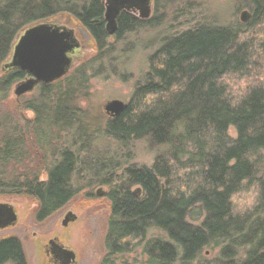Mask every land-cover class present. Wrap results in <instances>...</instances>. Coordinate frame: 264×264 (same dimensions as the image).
I'll return each instance as SVG.
<instances>
[{"label":"trees","instance_id":"trees-1","mask_svg":"<svg viewBox=\"0 0 264 264\" xmlns=\"http://www.w3.org/2000/svg\"><path fill=\"white\" fill-rule=\"evenodd\" d=\"M242 2L247 24L200 21L165 33L127 109L106 118L80 106L92 70L115 50L103 0H0V197H29L42 223L85 189L108 186L100 264H135L120 258L139 249L148 264H209L200 262L207 248L220 249L218 264H264V0ZM59 14L90 33L97 54L22 98L33 119L19 127L9 96L29 76L4 64L28 28ZM155 20L123 13L115 40L159 27ZM103 139L115 149L100 147ZM135 141L154 150L152 166L127 163ZM250 192L255 203L235 212V198ZM0 264H29L18 237L0 238Z\"/></svg>","mask_w":264,"mask_h":264},{"label":"rangeland","instance_id":"rangeland-1","mask_svg":"<svg viewBox=\"0 0 264 264\" xmlns=\"http://www.w3.org/2000/svg\"><path fill=\"white\" fill-rule=\"evenodd\" d=\"M167 1L170 2V0ZM103 2L105 5V0ZM171 2L163 4L159 2V6L156 5L155 1L153 3L152 15L149 20L153 21L157 18L159 27L141 28L127 34L123 41L119 42L115 40L116 34L114 36L109 35L110 43L115 46V50L113 53L105 55L107 61L103 67L96 66L92 70L91 95L80 105L90 113L89 116L96 117L101 112L106 118H112L105 111L108 102L119 100L128 103L136 85L143 82V77L149 70V58L161 47V39L167 36L165 33H179L200 21L222 26H229L236 22L243 23L241 15L245 11L251 14L247 23L252 19L251 10L244 6L242 0H172ZM138 15L136 14L137 18H139ZM187 21L191 22L188 23ZM44 24L65 28L74 34L78 47L69 54L72 59V66L67 75L96 56L97 51L92 36L72 15L59 14ZM12 56L13 53L5 62L3 69L10 68ZM29 78L30 76L24 81L15 83L9 96L8 109L9 111H18L13 117L15 125L19 127L24 126L26 121L33 119V114L25 112L20 100L31 96L37 87L44 85L40 84L33 91L18 97L16 95L17 86ZM15 102H20L18 108L15 106ZM229 134L233 138L237 137L234 128L229 130ZM132 146L133 153L131 158H128L127 163L152 166L155 152L148 146L147 142L135 141ZM100 147L115 149L106 139L102 140ZM100 190L109 192V187L96 186L85 189L71 203L42 223L36 222L34 215L36 204L29 197H0V203L13 206L18 215L15 225L0 231V238L18 237L23 243L29 264L42 263L44 247L46 244L50 246L51 241L65 244L71 248L77 255L76 264H100L105 254V234L109 219L108 199L106 196H98ZM70 213L76 215L77 219L64 227L63 221ZM246 252L247 249H242L239 258H243ZM219 253L220 249L207 248L200 262L218 264L216 260ZM125 261L135 264H148V258L141 249L120 258V263Z\"/></svg>","mask_w":264,"mask_h":264},{"label":"water","instance_id":"water-1","mask_svg":"<svg viewBox=\"0 0 264 264\" xmlns=\"http://www.w3.org/2000/svg\"><path fill=\"white\" fill-rule=\"evenodd\" d=\"M154 0H105L106 32L114 36L118 30V19L123 13L137 12L141 20H149L152 15ZM251 14L245 11L241 15V21L247 23ZM78 47L73 32L65 28H59L48 24H39L28 28L15 45L10 68H18L28 74L30 78L17 86L18 97L33 91L38 85H48L65 77L71 66L72 59L69 54ZM128 104L119 100L107 103L105 111L107 115L119 117ZM140 190L134 194L138 195ZM106 191L100 190L98 196H105ZM73 213L68 214L63 221L67 227L76 221ZM18 215L13 206L0 203V231L8 229L16 224ZM53 254L64 256L66 264L76 262V254L73 251H61V245L51 241Z\"/></svg>","mask_w":264,"mask_h":264},{"label":"flooded vegetation","instance_id":"flooded-vegetation-1","mask_svg":"<svg viewBox=\"0 0 264 264\" xmlns=\"http://www.w3.org/2000/svg\"><path fill=\"white\" fill-rule=\"evenodd\" d=\"M133 13V12H130ZM134 15L139 14L137 12L133 13ZM139 17V15H138ZM107 192V191H106ZM106 196V195H105ZM50 243V242H49ZM61 245V249H65V250H71V248H69L68 246H66L65 244L59 243ZM63 249L61 251H63ZM73 251V250H71ZM76 259H77V255H76ZM66 259L64 258V256L62 255H56L53 254L52 252V247L51 245H47L44 247V255H43V260L41 264H66ZM71 264H76V262H72Z\"/></svg>","mask_w":264,"mask_h":264},{"label":"clouds","instance_id":"clouds-1","mask_svg":"<svg viewBox=\"0 0 264 264\" xmlns=\"http://www.w3.org/2000/svg\"><path fill=\"white\" fill-rule=\"evenodd\" d=\"M255 192L242 193L235 198V212L243 213L255 203Z\"/></svg>","mask_w":264,"mask_h":264},{"label":"bare ground","instance_id":"bare-ground-1","mask_svg":"<svg viewBox=\"0 0 264 264\" xmlns=\"http://www.w3.org/2000/svg\"><path fill=\"white\" fill-rule=\"evenodd\" d=\"M155 1V0H154ZM154 3V2H153Z\"/></svg>","mask_w":264,"mask_h":264}]
</instances>
